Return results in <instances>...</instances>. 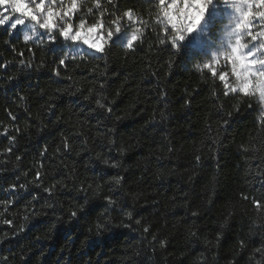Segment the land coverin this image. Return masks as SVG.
<instances>
[{
	"label": "trees",
	"instance_id": "16d2710c",
	"mask_svg": "<svg viewBox=\"0 0 264 264\" xmlns=\"http://www.w3.org/2000/svg\"><path fill=\"white\" fill-rule=\"evenodd\" d=\"M137 2L142 0H132ZM0 33V64L15 61L16 52L4 45V27ZM204 39L190 40L189 49L173 56L150 48L155 41L148 37L134 52L117 47L103 59L77 58L59 77L48 51L36 52V64L45 60L38 69L20 71L18 63L0 68V132L4 125L21 129L10 133L17 135L14 146L0 135L7 184L31 181L39 170L44 187L67 185L57 186L51 198L30 187L8 209L4 218L25 231L12 235L13 228L0 223V237H8L0 243V264H249L264 245V208L251 204L252 197L264 202V124L261 110L248 109L241 96L222 95L223 85L202 68ZM12 43L17 50L27 47L21 35ZM216 67L228 71L224 63ZM7 76L18 78L9 82ZM96 99L112 113L98 109ZM10 146L12 153L5 154ZM117 176L121 185H110ZM81 185L92 187L75 191ZM109 194L113 206L103 199ZM33 195L39 199L32 201ZM85 196L89 204L80 212ZM8 198L0 194V200ZM33 211L42 214L33 218ZM105 213L112 225L97 234L95 224Z\"/></svg>",
	"mask_w": 264,
	"mask_h": 264
},
{
	"label": "snow or ice",
	"instance_id": "6c2138e0",
	"mask_svg": "<svg viewBox=\"0 0 264 264\" xmlns=\"http://www.w3.org/2000/svg\"><path fill=\"white\" fill-rule=\"evenodd\" d=\"M218 2L219 0H142L137 3H132V0H0V6L5 9L4 14L0 15V27H4V32L9 36V39L4 40V45L16 52L17 56L15 61L0 64V68L6 69L10 64L18 63L21 66L20 71L38 69L45 66V60L41 59L40 63L36 64V52L48 51L53 53L52 63L56 65L53 72L59 77L60 70H67L69 63H75L77 58L86 60L91 56L92 59H103L117 47L134 52L148 37L155 41L150 48L155 47L157 50L168 51L173 56H178L182 50L189 49L191 42L188 37L191 33L198 29L203 33L205 29L214 27V19L218 15L216 7ZM223 3L230 4L232 9L229 23L218 47L210 39L201 45L200 54L207 57L202 68L208 70L214 81L218 79L223 85L222 95L241 96L243 100L248 101V109L261 110L259 122L264 124V0H223ZM20 33L24 45L27 46L23 50H17L12 43V37L19 39ZM214 48L215 50H212ZM25 52L30 54L28 59L24 58ZM221 59L229 71H217L216 66L221 63ZM170 64L171 61L169 66ZM200 67L201 65H197L198 69ZM101 75L106 73L102 72ZM17 78L6 77L9 82ZM230 78H234V84L229 83ZM100 88L103 89L104 84H100ZM79 91L77 89V92ZM89 92L90 95L85 99L91 97L92 90ZM19 99L24 100L25 97L20 96ZM95 103L98 109H106L107 113H112V108L102 103L101 99H96ZM6 111L12 121L17 119L10 110ZM239 111L237 107L235 112ZM228 115L232 116L233 113L230 112ZM227 123L228 121H225V124ZM11 132L19 134L21 129L4 125L0 135L5 136L10 145L14 146L17 135L10 134ZM109 143L115 142L109 140ZM62 146L65 150L70 148L67 137L64 138ZM12 150L10 146L4 149V153L10 154ZM123 151L121 149V152ZM243 151L249 154V149L245 148ZM46 153L47 147L43 149L41 155ZM97 156L100 154L97 153ZM20 159L19 156L16 157L17 161ZM103 163L111 168L120 167L115 162L110 164L107 159H104ZM23 175L27 177L29 173L25 172ZM43 176L44 174L37 170L31 181L20 184L17 178V182L7 184V177L0 167V194L9 197L0 200V207L4 209L0 212V223L13 228L12 235L24 232L25 226L21 225L15 229L13 219L4 217L8 209L21 199L22 193H28L30 187L42 188L51 198L55 195L57 186L62 189L67 187L61 181L44 187ZM108 183L119 186L122 177H113ZM91 187L81 185L75 191L87 193ZM100 187L96 186L95 195H99ZM38 199L37 195L32 196V201ZM84 199L85 203L78 207L80 212L89 204L87 196ZM103 199L107 206L117 203L111 194L104 196ZM243 199L248 200L249 197L245 196ZM251 204L256 210L264 208V202L255 197L251 198ZM46 207L53 209L54 205L48 203ZM25 210H28L27 205ZM41 214L31 212L33 218ZM123 215L131 219L133 213L125 211ZM192 215L196 216L198 213L193 212ZM71 216L76 217L77 211H72ZM24 220L29 221V216L25 215ZM136 223L139 224L140 221L137 220ZM111 225L112 220L105 213L95 224L97 234L106 231ZM144 231L147 232L148 229L145 228ZM192 235L195 236L196 233L193 232ZM7 238V235L0 237V243ZM217 238L219 239V235ZM160 246L163 248L165 241H160ZM240 247H245L244 241H240ZM256 255H260L262 259L256 260ZM4 259L6 261L7 257ZM249 264H264V245L255 250Z\"/></svg>",
	"mask_w": 264,
	"mask_h": 264
},
{
	"label": "rangeland",
	"instance_id": "374dc122",
	"mask_svg": "<svg viewBox=\"0 0 264 264\" xmlns=\"http://www.w3.org/2000/svg\"><path fill=\"white\" fill-rule=\"evenodd\" d=\"M220 5L217 3L216 7H217V20L216 18L214 19V27L210 28V29H205L203 31V33L200 32V30H196L193 33L190 34V36L188 37L189 40H196L198 41L199 38H204V42H207L209 39L215 43V45L218 47L219 43H220V38L224 36L225 31H226V25L229 23V19L232 13V9L229 5H225L223 3V0H220ZM221 7V8H220ZM4 7L0 6V15L4 14ZM11 15V13H9ZM220 19H222V21H220ZM26 31V29H25ZM212 32L213 37H210L207 35V32ZM20 35L22 36V33H20ZM212 50H215L212 49ZM221 63L223 62V59H221ZM228 71L229 69L226 68ZM229 83L230 84H234V78H230L229 79Z\"/></svg>",
	"mask_w": 264,
	"mask_h": 264
}]
</instances>
